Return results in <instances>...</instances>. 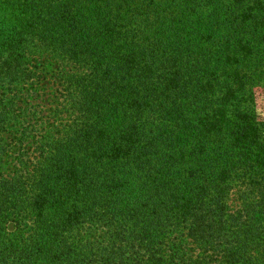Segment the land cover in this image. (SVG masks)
I'll list each match as a JSON object with an SVG mask.
<instances>
[{
  "label": "trees",
  "instance_id": "trees-1",
  "mask_svg": "<svg viewBox=\"0 0 264 264\" xmlns=\"http://www.w3.org/2000/svg\"><path fill=\"white\" fill-rule=\"evenodd\" d=\"M264 0H0V264H264Z\"/></svg>",
  "mask_w": 264,
  "mask_h": 264
},
{
  "label": "rangeland",
  "instance_id": "rangeland-1",
  "mask_svg": "<svg viewBox=\"0 0 264 264\" xmlns=\"http://www.w3.org/2000/svg\"><path fill=\"white\" fill-rule=\"evenodd\" d=\"M255 110L259 119L264 118V91L262 89L254 90Z\"/></svg>",
  "mask_w": 264,
  "mask_h": 264
}]
</instances>
